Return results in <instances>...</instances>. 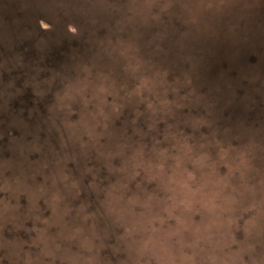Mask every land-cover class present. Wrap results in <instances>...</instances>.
Listing matches in <instances>:
<instances>
[{"label": "clouds", "instance_id": "clouds-1", "mask_svg": "<svg viewBox=\"0 0 264 264\" xmlns=\"http://www.w3.org/2000/svg\"><path fill=\"white\" fill-rule=\"evenodd\" d=\"M257 6L38 0L48 35H35L36 51L81 47L59 67L11 44L0 53V110L22 129L9 132L16 159L0 160V264H113L105 249L115 264H264V123L222 126L218 98L194 83L196 45L235 37ZM15 71L22 87L2 78ZM242 79L245 108L264 104V74ZM25 88L34 105L50 97L45 114L28 110L32 130L9 112Z\"/></svg>", "mask_w": 264, "mask_h": 264}, {"label": "rangeland", "instance_id": "rangeland-1", "mask_svg": "<svg viewBox=\"0 0 264 264\" xmlns=\"http://www.w3.org/2000/svg\"><path fill=\"white\" fill-rule=\"evenodd\" d=\"M38 0H0V53L8 54L7 46L11 44L13 49H22L19 51L23 53V57L26 61L38 59L39 55L44 56V63H52L50 60H55L60 66L62 63L67 62L69 56L72 54V47H81L76 41L69 43L64 41L60 45L52 44L43 53H38L33 47L35 35H48L42 31H38L35 26V20L40 19L39 13L44 12L37 7ZM8 4L10 7L9 13L23 15L25 17L17 18L14 16L16 23L9 24V21L5 23L3 21V6ZM28 12V14H27ZM26 15L28 18H26ZM46 17V16H45ZM24 19L26 26H22V20ZM32 20V27L29 30L28 22ZM241 30L238 31L235 37L226 36L223 31L212 39L203 40L196 45V56L198 58V64L195 70L194 83L198 90L201 92H209L212 90L213 94L218 98L217 108L219 111V123L224 125H232L237 122H243L245 125H251L253 127L264 123V104H257L255 107L248 110L244 106V102L241 101V97L245 95L248 84L242 77L250 72L259 71L264 74V0H258V6L252 10V14L246 19L240 22ZM105 32L104 28H99L98 35L103 36ZM22 38L27 39L25 44L19 46L16 44L20 42ZM147 38V34L143 39ZM16 44V45H15ZM241 47V48H240ZM6 52H5V50ZM236 49V50H235ZM235 50L238 54L236 55ZM247 50L253 57L251 62L248 60H240L242 56H246ZM56 51V53H54ZM213 53V59H210V54ZM209 57V58H208ZM238 57V59H237ZM33 58V59H31ZM214 65V71L212 72V64ZM11 77L19 76L16 79V86L22 87V81L24 76L21 72L15 71L11 74L4 73L3 80L7 81ZM46 75V73H42ZM227 75L229 78L232 77L231 92L235 94V98L231 104H225L227 99H230L229 90L219 82V77ZM225 79H228L226 76ZM219 85L220 91L216 92L215 89ZM36 98L33 96L31 88L23 89L21 95L13 98L9 102V112L12 114L19 115L29 125L30 130L34 128V125L38 122V117L35 111H33L31 118L28 115V110L32 108L39 109L41 115L46 113L45 105L50 102V97H45L43 100H39L35 105L33 101ZM260 98L257 97V100ZM22 110V111H21ZM195 111V110H194ZM123 118V117H122ZM75 119V116H73ZM10 116L8 112L0 110V160L16 159V154L10 149L9 144V132L12 136L19 137L22 129L10 126ZM119 126L120 121H117ZM163 125H161L162 127ZM43 127V125H41ZM187 131V130H186ZM40 139L43 140L45 133L41 131L39 133ZM31 136H27L26 139L31 140ZM53 143H55L54 136L50 137ZM233 143H238L233 141ZM37 153H32L29 159H37ZM72 167V165H69ZM223 171V169H222ZM10 173L5 172V175ZM40 177H37L39 180ZM0 195H4L0 193ZM89 199H92L90 196ZM21 205L26 203L23 196L20 197ZM41 207L43 202L41 201ZM44 215H48L45 211ZM27 226H31V221L27 222ZM10 227V226H9ZM5 235H9L5 232ZM20 235L27 239V236L21 231ZM103 254H108L109 258L113 260L115 264V257L111 256L109 249H105ZM122 256V254H121Z\"/></svg>", "mask_w": 264, "mask_h": 264}, {"label": "water", "instance_id": "water-1", "mask_svg": "<svg viewBox=\"0 0 264 264\" xmlns=\"http://www.w3.org/2000/svg\"><path fill=\"white\" fill-rule=\"evenodd\" d=\"M10 10V7H9V5L8 4H6V5H4L3 6V9H2V11H3V16L4 17H2L3 18V21H5V23H7V21H9V24L8 25H10V24H14V23H16L14 20H12V19H14V16L16 17L17 15H15V14H13V13H9L8 11ZM27 14H28V12H27ZM39 15V17L41 16V17H45L46 16V13L45 12H41V13H39L38 14ZM12 19H11V18ZM21 17H25V16H23V15H19V18H21ZM26 18H28V16L26 15ZM36 22H35V26H36V28L38 29V31L40 30V26H39V24L37 23V21H38V19H36L35 20ZM31 23H32V20H30L29 22H28V28H27V30H29L30 28H33L34 29V27H32V25H31ZM22 26L23 27H25L26 26V23H25V21H24V19L22 20ZM30 27V28H29ZM27 42V39H25V38H22L21 39V41L20 42H17L16 44H18L19 46H21L22 44H25ZM15 44V45H16ZM241 48V47H240ZM236 50V49H235ZM235 50H233L234 52H235V54L237 55L238 53L235 51ZM250 52L247 50V54H246V56H242L241 58H240V60H248V62H251L252 61V59H253V57L249 54ZM213 57V53L212 54H210V59ZM209 58V57H208ZM213 59V58H212ZM211 59V60H212ZM237 59H238V57H237ZM212 64V63H211ZM214 71V65L212 64V72ZM227 77L228 79H225L224 77ZM225 76H223V75H221L220 77H219V82L220 83H222L223 84V86H225V84L226 83H230L231 84V81H232V77L231 78H229L227 75H225Z\"/></svg>", "mask_w": 264, "mask_h": 264}, {"label": "trees", "instance_id": "trees-1", "mask_svg": "<svg viewBox=\"0 0 264 264\" xmlns=\"http://www.w3.org/2000/svg\"><path fill=\"white\" fill-rule=\"evenodd\" d=\"M15 15H17L16 17L19 19V15L16 13ZM4 49V48H3ZM15 49H17V51L19 52V51H21L22 49H18V48H15ZM5 50V49H4ZM5 52H6V50H5ZM22 52V51H21ZM54 53H56V51L54 52ZM22 55H23V53H21ZM31 59H33V58H31ZM35 60V59H34ZM52 63H48V62H46V63H44L43 62V65L44 66H49V67H59L58 66V63L55 61V60H50Z\"/></svg>", "mask_w": 264, "mask_h": 264}]
</instances>
